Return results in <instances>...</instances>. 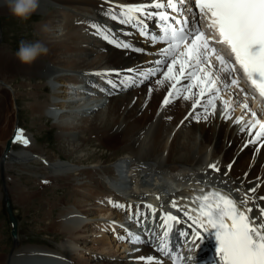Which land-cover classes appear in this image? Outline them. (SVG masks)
I'll use <instances>...</instances> for the list:
<instances>
[{"label":"bare ground","instance_id":"1","mask_svg":"<svg viewBox=\"0 0 264 264\" xmlns=\"http://www.w3.org/2000/svg\"><path fill=\"white\" fill-rule=\"evenodd\" d=\"M150 2L40 0L38 11L29 19V34L42 40L50 52L31 65L15 67L10 73L12 76L3 71L0 90L3 91L6 78L13 79L15 74L32 80L39 79L37 86H34L37 91L33 94L43 92L46 98L29 101V109L31 114L49 115L50 119H54L52 124L57 128L56 139L64 143L65 150L62 152L64 157L53 158L49 155L51 158H48L43 155L42 146L34 142L35 138L23 132L29 140L27 145L20 143L22 149L10 148L4 154L1 152L5 158L0 161V179H9L6 169L12 171L14 165L23 166L27 160H37L40 163L38 169L42 171L30 167L32 174L26 173L20 179L14 177L15 180L11 182L13 186L9 187L8 182L4 187L0 185V202L4 194L8 195L7 191H14L12 198L17 204L31 206L34 210L35 203H38L42 215L32 213L34 225L41 231L32 229L35 231L32 232L33 240H28L24 235H19L17 214H13L12 226L18 235L13 245L8 246V252L4 250L7 246L0 241V264H144L140 257L147 259L150 256L154 258L153 264L156 260L160 264H170V258L158 251L161 242L147 241L145 237L153 228H160L158 225L162 224V220L158 217L169 213V210L186 220L182 213L171 207V201L176 200L178 205H183L184 199L181 197L191 196L201 189L218 187L231 191L237 200L247 194V207L253 209L254 215L258 214L257 205L264 207V200L253 203L251 199L253 196H264V147L260 143L249 144L252 137L248 130L242 132V125L234 123L241 116L245 122L252 120L251 113L261 109L256 102L248 103V109L240 106L246 104L242 102L244 97L250 99L247 89L240 86L243 90L240 92L232 85L221 91L223 100L233 102L231 119L221 117L222 104L217 100L214 115L196 120L189 115L193 111L192 100L183 99L187 93L179 98L173 93L172 102L162 106L170 91L171 81L163 86L156 84L157 79H163L158 73L140 83L143 78L129 72L138 67L144 70L156 67L151 62L163 59L159 49L166 46L151 43L148 38L141 37L138 27L122 24L119 16L113 19L108 12L118 13L119 6ZM1 12H9L4 0H0ZM144 19L149 26L147 30L158 34L156 20ZM93 24L107 30L118 41L131 44L132 48L117 47L103 39ZM45 28L48 30L45 31ZM135 48L144 51L137 52L133 50ZM162 71L166 69L162 67ZM211 71L216 74L215 69ZM97 73L108 75L100 76ZM129 75H135L137 83L121 84ZM109 80L116 87L109 84ZM26 83L22 82L21 85ZM45 83H49L52 89L49 92L38 90ZM187 83L181 80L178 87ZM79 85L80 88L77 87ZM192 91L198 92L199 89L193 88ZM238 91L240 94L243 92V96L238 95ZM20 94L23 95L19 93V97ZM150 95L151 100L148 99ZM195 113L205 115L202 107H197ZM256 118L261 121L258 115ZM112 140H118L117 144H111ZM91 146L109 150L110 156L93 152ZM85 149L89 150L83 152ZM30 161L28 166H36ZM212 164L219 171L210 168ZM32 176L37 187L26 183L31 181ZM59 179L71 180L63 204L60 203L65 197H51L44 192L65 185L60 181L55 186ZM253 187L256 188L255 193L249 192ZM113 204L124 207H114ZM149 204L157 209L155 222L153 216L148 218L150 209L145 205ZM129 205L132 207L129 208ZM136 210L145 212V219H149L146 226H138L142 230L136 234L142 240L139 244H133L125 231H131V228L136 230L134 221L132 226H128L126 221L128 215H133ZM191 214L195 215L194 212ZM175 227V233L178 229L188 230L185 223ZM56 236L59 240L58 245L54 246L51 241ZM118 236H125L126 239H118ZM205 240L208 244L199 247V250L205 248L200 257L202 263L191 261L190 264H211L205 259L210 238Z\"/></svg>","mask_w":264,"mask_h":264},{"label":"snow or ice","instance_id":"2","mask_svg":"<svg viewBox=\"0 0 264 264\" xmlns=\"http://www.w3.org/2000/svg\"><path fill=\"white\" fill-rule=\"evenodd\" d=\"M184 5L185 0H166V2L151 0L150 3L119 6L118 13L110 10L108 15L113 19H117L119 16L120 23L133 24L138 27L140 34L148 38L153 44H167L166 47L159 49L163 59L151 62L156 67L147 70L139 67L129 70L130 73H135L143 78L139 81L140 83L149 80L150 77L156 76L158 73L163 76V79H157L156 84L163 86L168 81L172 82L170 91L162 101V106L172 102L173 93L177 98L181 97L183 93H187L183 95V99L192 100L193 111L189 115L194 119H207L209 115H214L217 100H220L222 104L221 117L231 119L230 109L234 111L233 102L223 100L220 96L221 91L228 88V84L218 73L214 75L211 71L213 66L210 55L215 53V49H210L209 41L199 28L197 13L194 11L191 13L193 17L191 22L183 16ZM191 7L199 9L201 14H210L208 26L215 29L220 37V43L228 46L236 63L239 64L248 80L264 96V0H191ZM165 8L180 13L182 19L170 17L165 11H149V9L160 10ZM144 18L158 20L160 22L159 31L162 34L150 33ZM170 21L181 26L176 28ZM92 26L97 28V33L103 39L114 43L117 47L132 48L131 44L118 41L112 37L107 30H102L95 24ZM133 50L144 51V49L139 48ZM216 59L221 66L220 71L228 73L230 77L235 70L234 66L228 64L221 56H217ZM162 67L166 71H162ZM97 75L105 76L108 73H97ZM181 80L188 81V83L178 87ZM108 83L116 87L113 81L109 80ZM125 83L135 85L137 83L135 75H129L121 81V84ZM231 83L235 85L237 81L232 79ZM193 88H198L199 91L193 92ZM240 106L243 109H248L247 104ZM197 107L203 108L204 116L195 113ZM251 115L253 119L250 121L245 122L241 116L237 117L234 123L242 125L240 131L248 130L249 136L252 137L248 141L249 144L257 145L260 143V146L264 147V122L256 118L257 113L253 112ZM257 128L258 130L253 132ZM14 142L27 145L29 140L24 137L22 130L17 129L14 134ZM209 167L219 171L215 164L209 165ZM235 191H239V189ZM248 191L255 193L256 188H250ZM181 198L184 199L183 205H178L176 200H173L171 207L182 213L186 220L170 212L158 217L163 221L158 226L165 228L164 239L161 240L158 248L162 255L171 258V253L175 251V244L170 245L168 243L170 233L173 232L175 225L185 223L188 225V230L178 229L176 231V243H179V237L191 236L193 241L214 238L216 246L211 264H264V207L257 205L258 214L254 215L253 209L247 207L249 201L247 194L242 199L237 200L231 195V191L218 187L201 189L191 196ZM251 199L255 203L256 200H264V196H253ZM110 203L112 202L110 201ZM113 206L124 207L121 204H113ZM128 207L131 208L132 206L129 205ZM145 207L150 209L154 217L153 222H155L157 209L150 204L145 205ZM193 212L195 215L191 214ZM142 215V212H138L131 219L139 225L138 216ZM125 231L127 238H130L133 244L142 242L139 235L127 229ZM118 239L124 240L126 237L118 236ZM215 253H219L218 262L215 260ZM140 259L144 260V264H153L154 260L151 256L147 259L140 257ZM155 264H160V261L156 260Z\"/></svg>","mask_w":264,"mask_h":264},{"label":"rangeland","instance_id":"3","mask_svg":"<svg viewBox=\"0 0 264 264\" xmlns=\"http://www.w3.org/2000/svg\"><path fill=\"white\" fill-rule=\"evenodd\" d=\"M29 24H30V20L21 22L15 18H13L11 16L10 12H1L0 13V55H1L0 76H1V73H3V71L4 72L6 71L5 73L9 72V75L12 76V74H10V73H12L14 68L17 66L23 65L18 60H16L15 55H14V53L18 49L19 42L21 40L35 41L38 39V37L32 38L31 35L29 34L30 33L29 32L30 30H28ZM8 64L10 65V67ZM3 65H4V67H3ZM218 74L224 79L225 82L228 83L225 72L218 71ZM38 81H39V79H33L32 80L26 76H21L20 74H15V77H13V79H7L6 78L5 85H3V87H2L3 91L0 90V113H1L0 114V161L5 158V155H2V153L4 154L5 150L10 149V148L22 149L20 143H16L12 140V135H14V131L16 129H18V126H19V129L22 130V132H28L30 134V136L34 137L35 138L34 142L37 145H39L40 147L42 146L41 151L44 153L43 155H45V156L47 155L48 158H51V157H49V155H51L53 158L59 157V156L64 157L62 155V152H64V150H65L63 147L64 143L60 142L59 140L56 139L57 128H54V126L52 124L54 122V119H50L49 115L39 116L38 114H31V111L29 109V105H28L29 101H32L35 98H46V94L43 95V92H38V93L33 94L34 92L37 91V88L35 89L34 86H37ZM22 82H24V83L27 82V83L22 86L21 85ZM28 83H30L31 85ZM32 83H34V84H32ZM230 86L232 87V85L228 84V87H230ZM51 89L52 88H51V85L49 83H45V85L38 88V90H43L44 92H49ZM10 91L12 92L11 94L9 93ZM18 91H19V93H22L23 95L20 94L21 96L19 97V95H18L19 93H17ZM26 91H27V93H26ZM31 94H33V95L31 96ZM14 95L15 96L18 95L17 100L15 99ZM238 95H239V93H238ZM148 99L149 100L152 99L151 95L148 97ZM149 100H148V103H149ZM157 102H158V100L155 101V105L157 104ZM242 102L245 103L244 99ZM148 103L145 104V107L148 105ZM2 111H4V112H2ZM206 129L208 131V127ZM87 131L88 130H86V133L88 134L89 131L88 132ZM117 142H118V140H112L111 144H117ZM91 148H93V152H97V154H99V152H100L101 154H104L106 157L110 156V151L107 149H103V148H100L98 146L96 148L97 150L95 149V146H91ZM89 149H85L83 152H86ZM74 159H76V158H74ZM70 160L73 161L72 158ZM29 161L30 160L25 161L23 163L24 164L23 166L18 167L16 165H14V168L12 171L6 169V171L9 173V176L7 175L6 177L7 178L10 177V178L5 179V180L1 178L0 179L1 187H4L5 185H7V182H8L9 187H10V185L13 186V184L11 182H13L15 180L14 177H17L20 179V177L22 175H23L22 177H25L26 173L32 174V172L29 171L30 167H32V168L34 167L33 169L35 171H42V170L38 169L40 163L37 160L32 161V162L30 161V164L31 163L36 164L37 167L36 166H28ZM75 161L76 160H74V162ZM81 162H83V161H81ZM85 163H86V161H85ZM85 163H82V164H85ZM183 170L184 169H182V171ZM60 181L62 182L63 179L62 180L59 179L58 183L55 184V186H57ZM70 181H71L70 179H66L63 181V182H65V185L63 184V185H61L55 189L46 190L44 192H45V194H49L51 197H54L56 195L58 197L59 196L65 197V195L67 194L66 190H68L71 187ZM26 183L28 186H33V187L38 186V184L35 183L33 176L31 177V181H27ZM7 192H8L9 197H8V195L6 196V194H4L2 196L1 202H0V232H1L0 234L2 236V237H0V241L2 242V244L4 246H7V247H4V250H6L8 252L9 251L8 246L13 245V243L15 242V238L17 237L18 233L15 236L11 235L10 231L12 228V224H11V219H10L8 212H7V203L9 204V207H10L12 214H14V215H15V213L17 214V215H15V217L18 220L17 231L19 228V230H20L19 235H24L25 237H27L28 240H33L32 239V232L35 233V231H33L32 229L36 228V232L41 231L38 229V227H35L32 213L37 212L36 213L37 215H42V211H41L40 205H38V203H35L36 205H34V207H33L34 210H32L31 206H25L24 204H17V202L15 200H13V198H12L14 191H11L12 193L11 192L9 193V191H7ZM65 201H66V197H65V199H62V201H61L62 203H60V204H63ZM43 208L44 209L46 208L45 203L43 204ZM19 210H21V211L19 212ZM52 214H55V212H52ZM38 218H40V217H38ZM26 227H27V229H26ZM44 236H46V235H44ZM2 238H4V239H2ZM57 240H59V238L56 236V239L52 240L51 244L54 246H57L58 245ZM29 264H32V263H29ZM39 264H45V263L42 262Z\"/></svg>","mask_w":264,"mask_h":264},{"label":"clouds","instance_id":"4","mask_svg":"<svg viewBox=\"0 0 264 264\" xmlns=\"http://www.w3.org/2000/svg\"><path fill=\"white\" fill-rule=\"evenodd\" d=\"M11 16L21 22L27 21L40 7V0H4ZM48 29L45 28V31ZM49 47L40 39L35 41L21 40L14 53L15 58L23 65H31L38 58L47 56Z\"/></svg>","mask_w":264,"mask_h":264},{"label":"water","instance_id":"5","mask_svg":"<svg viewBox=\"0 0 264 264\" xmlns=\"http://www.w3.org/2000/svg\"><path fill=\"white\" fill-rule=\"evenodd\" d=\"M9 146V145H8ZM7 211H8V214H9V217H10V219H11V223H12V225L14 224V222H12V214H11V210H10V208H9V204L7 203ZM12 234L14 235L15 234V228H13V226H12Z\"/></svg>","mask_w":264,"mask_h":264}]
</instances>
